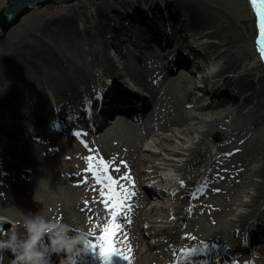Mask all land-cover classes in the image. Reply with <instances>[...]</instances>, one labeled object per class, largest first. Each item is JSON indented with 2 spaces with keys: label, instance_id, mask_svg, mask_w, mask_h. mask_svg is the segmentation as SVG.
Listing matches in <instances>:
<instances>
[{
  "label": "bare ground",
  "instance_id": "6f19581e",
  "mask_svg": "<svg viewBox=\"0 0 264 264\" xmlns=\"http://www.w3.org/2000/svg\"><path fill=\"white\" fill-rule=\"evenodd\" d=\"M78 5L72 12L39 23V46L25 47L0 57V69L24 72L23 77L13 82L7 80L8 90L0 88V177L7 178L0 195V220L11 221L23 233L24 215L39 214L83 229L93 236L88 237V244L100 243L97 237L104 235L103 229L111 217L95 187L97 181L90 167L72 165L60 154L63 148L47 127L51 130L55 120L63 119L86 99L96 100L103 91L101 108L96 114L97 126L101 127L110 113L120 111L122 105L127 107L125 113L130 120L119 121L121 131L116 144H111L107 129L101 139L87 140L86 144L93 162L105 161L107 175L120 185L130 187L134 182L136 194L128 200L131 205L126 214L118 218L120 229L113 244L127 259L113 257L122 264H165V261L218 264L221 258L239 264H264V252L262 260L249 262L245 242L246 236L252 244L253 239L264 235V230L258 229L264 222L261 208L264 202V75L256 81L252 78L255 67L264 71V63L246 56L248 66L243 58L233 54L242 44L236 23L202 0H81ZM108 10L113 12L115 20L106 16ZM76 15H79L77 22ZM250 22L254 27L249 35L257 57L264 50V40L258 16L254 15ZM85 24L90 27L83 29ZM164 28L166 34L162 32ZM41 35L49 42L66 35L71 52L59 58ZM197 35L212 39L216 46L223 48L231 70L228 73L222 61L218 74L202 78L204 91L210 97L208 103L196 99L197 87L186 79L190 75L183 71L195 65L198 73L205 74L209 67L208 58L198 54L199 49L195 47ZM163 41L170 43V48L155 53L152 46ZM203 43L208 48H216L209 40ZM127 46H140L147 51L150 61L159 64L166 54L176 53L175 65L181 66L182 71L175 72L171 78L159 79V68L152 69L150 82L144 85L146 94L139 100L134 93L121 90L128 85L127 80L119 82L123 78L115 59L125 61ZM191 51L194 52L190 54ZM134 73L141 75L140 71ZM136 78L131 79L133 83L139 82ZM49 82L59 85L60 93L53 102L37 91L40 84ZM134 101L135 105L140 101V106L134 107ZM188 106L190 110L186 109ZM120 109L123 111V106ZM131 123L141 127H132ZM31 129L35 133L31 138L37 140L32 149L34 160H27L19 171L16 170L19 163L15 165L13 160L20 151L30 147L20 134ZM176 134L182 140L178 151L162 142ZM207 140L210 144L205 143ZM154 145L157 153L151 150L155 149ZM77 152L81 154L82 150L78 148ZM162 152L166 155L169 152L175 158L180 154L176 163L170 162L163 169H174L179 179L168 180L169 193L153 188L143 195L138 190L161 171L157 161H161L158 157ZM46 158L51 172L45 174L51 176V182L39 184L38 179L43 175L38 169L39 163L42 166L41 161ZM143 167L152 173H145ZM239 172L243 173L238 175ZM231 174H237L248 188L238 197L236 205L229 196L233 188L228 180ZM125 176L131 180H125ZM225 193L229 203L217 201ZM166 195L173 196L175 206L172 209L165 205L155 207L153 203ZM235 207L244 212L236 213ZM160 213H165V219L170 221L167 226L144 228L143 224L159 222ZM0 235L3 234L0 232ZM146 236L153 245L142 246L146 244ZM180 249H187L188 255L176 261ZM81 253L75 257L76 264L84 262ZM62 257L63 253L51 255L52 260Z\"/></svg>",
  "mask_w": 264,
  "mask_h": 264
},
{
  "label": "rangeland",
  "instance_id": "374dc122",
  "mask_svg": "<svg viewBox=\"0 0 264 264\" xmlns=\"http://www.w3.org/2000/svg\"><path fill=\"white\" fill-rule=\"evenodd\" d=\"M8 0H0V11L1 9L5 6L6 2ZM81 1V0H80ZM204 1L206 4H208L209 7H211L214 11L218 12L219 14L221 13L224 16H230V18L232 19V22H235L239 32L242 36V44L240 46V49H234L233 50V54L235 56H239L240 58H243V62L244 64H248L247 60H246V56L248 57H254L255 60L258 62H260L259 58L256 57V54L253 52V50L255 51L254 45L252 44L250 38H252L249 35V31L254 27L251 22L250 19L255 15H257L256 11H254V8L252 7V5L250 4L249 0H202ZM160 2V1H159ZM79 1H76L74 3L71 4H59V5H46L40 9H33L30 11V13H28L22 20L21 22L14 27L13 29L10 30V32L6 35L5 39L3 41L0 42V57H4V56H9L11 55L14 51H19L24 49L25 47H33V46H39V39L38 36H40V33L38 32V25L41 21L46 20V22L51 21L55 18H59L60 16H63L67 13V11L72 12L73 9H75V7H78ZM246 8V10H245ZM118 10H120V7H117L116 12H119ZM106 16L110 19V20H115L114 14L111 11H107L106 12ZM244 20H246V22H243ZM248 21V22H247ZM166 23V22H164ZM162 25H164L162 23ZM167 26V25H166ZM52 27V26H50ZM52 29H54L52 27ZM41 39L46 42L49 43L51 45V47L53 48V51L57 53L58 57H62V55H69V53L71 52L70 49V43L68 40H66V35H63V38L58 39V40H48V38H46L45 35H41ZM214 46L216 44H213ZM74 52H76V49H72ZM111 53V52H110ZM223 58L225 59V70L229 73L231 72V70L228 68V59L225 55V53H223ZM55 64V63H53ZM249 70H251L249 68ZM23 71L20 70L19 72H16L13 70H4V69H0V88L8 90L9 89V85L7 83V80L10 82H13L14 80H16L18 77H23ZM190 76V78L187 76V80H191L192 82H194L195 86L197 87V89L195 90L196 93V99L200 100V103H208L210 100V97H207L206 92L204 91V85L202 84L201 80L204 76H207V74H203V73H198L196 75H193L192 72L188 73ZM186 74V75H188ZM264 75V71L258 69L257 67H255V70L253 71L252 74V78H255V81L259 78H261ZM171 77H173V75H171ZM59 85L55 84L54 82L51 83H47V84H40L39 87H41L40 89L38 88V92L41 94V96L43 94H47L49 96H51V102L54 101L55 98H57L56 96L58 95V93H60ZM42 91V92H41ZM247 92H245L246 94ZM248 94V93H247ZM43 97V96H42ZM45 98V97H43ZM44 101V100H43ZM191 106H188L186 109L190 110ZM191 113H199L196 111H192ZM7 121H9L7 119ZM23 123H20V125ZM27 125V124H25ZM132 127L135 126L137 128L141 127V124H134L131 123ZM120 126L121 123H115V125L111 128V130L109 131V133L111 134V144L114 145L116 144V138H118V136L120 135ZM106 128H104L105 130ZM27 132V131H26ZM30 133V134H27ZM26 134L25 133H21L20 137L24 140V142H27L28 145H30L29 147V158L28 161L31 162V160H34V154L32 152L33 146L35 141L37 142L36 139H32L31 135L35 134L32 129L29 130ZM160 133V132H159ZM166 135L170 136L171 133L170 132H165ZM177 135V134H176ZM101 137V135H98L97 138ZM65 142L67 144L64 143ZM60 143V146L63 148L62 151H60V154H62L63 156L67 157L69 159V161L71 163H73L72 165H82V167H87L88 165H90L92 163V157L90 156L89 153H85L84 151H82L81 154H78L76 148L73 146L74 143H72V141L68 140V139H61L58 141ZM163 144H167L172 146L171 149L175 148L176 151H178L177 149H181L182 148V140H181V136L177 135V136H171L169 140H163L162 141ZM205 143H209L210 144V140L205 141ZM73 144V145H72ZM155 149H151L152 151H155L156 153L158 152L157 146L154 145ZM157 149V150H156ZM151 151V152H152ZM180 151V150H179ZM144 155H149V153L147 151H143L142 152ZM22 154H28L27 151H22ZM67 154V155H66ZM168 155H166V152H162L161 156H159L158 158L161 159V161H157V164L160 165V169L161 171H159L157 174H153L149 179L148 183H144L141 188L138 190L141 194H145L147 193V190H151L153 188L157 189V190H163L165 191V193H169V188H170V184L168 183L169 179H173V178H177L179 179V174L174 172V169L172 168H168L166 170L164 169V165H169L170 162L171 163H176V161H178L180 158V154H177L178 158H175L174 156H171L169 154V152L167 153ZM175 155V154H172ZM27 161V162H28ZM48 159L46 158L45 160H42V166L39 163L40 167H38V169H41L43 172V175L40 176V178L38 179V183L39 184H50L51 182V176L49 174H45V172H51V168L50 165L48 164ZM33 168H35V164H33ZM28 168V169H27ZM144 172L145 173H152L151 169H149L148 167H143ZM26 170L30 171L31 167H26ZM57 170V169H55ZM198 170H200V168H198ZM241 173L243 172H239L238 175H241ZM153 178V179H152ZM228 180H231V185H233V188L231 189V192L229 193V196L231 197V199H234V205H236L237 203V199L240 196H243V191H246L247 188V184L242 181V179L239 178V176L237 177V174H231V176L228 178ZM247 182V180H246ZM1 192V191H0ZM173 196H164L163 198H158L157 202L153 203L155 207L160 208L161 205H165V207L172 209L176 202L175 200H173L172 198ZM153 199H155V197H152ZM242 198V197H241ZM162 199V201L160 200ZM160 200V201H159ZM243 200H247V197H243ZM217 201L222 202V203H229V197L228 194H224V197H220V199H218ZM232 207L234 208V206L232 205ZM236 208V207H235ZM262 210H264V202L262 205ZM237 209V208H236ZM244 212L243 209L238 208L236 210V213H241ZM161 219L158 220L159 222H157L156 224H143L144 228L145 227H155L157 229L167 226L168 223L170 222L169 220L167 221L165 219L166 214L165 213H160ZM227 218H232L227 216ZM251 222V221H249ZM260 227H264V222L260 223L259 225ZM15 228L14 224L7 220V219H3L2 222H0V232H7L8 230ZM73 228V227H72ZM74 230L75 227L73 228ZM73 230V231H74ZM88 237H93L92 235H88ZM146 244H151L153 245L154 242L151 241L150 239H148V237L146 236L145 239ZM258 246V245H256ZM184 252H186V249H180V253H178L179 255L184 254ZM97 256L100 257L99 252H95ZM249 253L254 255L257 253V251L254 250V247L251 246V248H249ZM6 255V254H5ZM3 254V258L1 259L3 262H8V259L6 258ZM261 255V254H258ZM258 255H254V256H258ZM92 260V259H90ZM225 261L223 259L218 260L219 264L224 263ZM108 264H120L117 262L116 259H113L111 257L110 262ZM165 264H169L166 263ZM172 264V263H171Z\"/></svg>",
  "mask_w": 264,
  "mask_h": 264
},
{
  "label": "clouds",
  "instance_id": "9594fccd",
  "mask_svg": "<svg viewBox=\"0 0 264 264\" xmlns=\"http://www.w3.org/2000/svg\"><path fill=\"white\" fill-rule=\"evenodd\" d=\"M220 66L221 62L212 64L209 73L218 71ZM22 227L23 233L12 228L0 235V259L10 252L14 256L12 264H50L51 254L63 253L59 264H76L75 257L88 247V233L83 229L73 231L71 225L59 219L24 215Z\"/></svg>",
  "mask_w": 264,
  "mask_h": 264
},
{
  "label": "snow or ice",
  "instance_id": "6c2138e0",
  "mask_svg": "<svg viewBox=\"0 0 264 264\" xmlns=\"http://www.w3.org/2000/svg\"><path fill=\"white\" fill-rule=\"evenodd\" d=\"M251 2L259 18L261 39L264 40V0H259V4L261 5L259 8H257L258 0H251ZM262 58H264V50H262ZM77 135H79V133H77ZM107 167V163L100 160L97 163L91 164L89 169L97 183L104 185L100 194L104 198L105 207L108 208L111 220L109 225L103 229L104 235L97 237L100 243L88 244V247L99 248L100 257L104 261L110 262L111 257L114 255L127 259V257L122 256V253L118 251L113 244L114 237L120 229V224L117 222L118 218L130 207V205H128V200L135 196V190L134 182L130 187L123 186L111 176L107 175ZM124 179L131 180V177L125 176ZM180 184L183 186V181H180Z\"/></svg>",
  "mask_w": 264,
  "mask_h": 264
},
{
  "label": "water",
  "instance_id": "95a60500",
  "mask_svg": "<svg viewBox=\"0 0 264 264\" xmlns=\"http://www.w3.org/2000/svg\"><path fill=\"white\" fill-rule=\"evenodd\" d=\"M76 1L80 0H8L0 12V42L31 10L40 9L46 5L71 4ZM260 6L258 0L257 8Z\"/></svg>",
  "mask_w": 264,
  "mask_h": 264
}]
</instances>
